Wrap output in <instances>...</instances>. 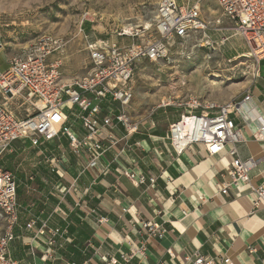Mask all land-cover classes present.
Returning a JSON list of instances; mask_svg holds the SVG:
<instances>
[{
  "label": "crops",
  "instance_id": "obj_1",
  "mask_svg": "<svg viewBox=\"0 0 264 264\" xmlns=\"http://www.w3.org/2000/svg\"><path fill=\"white\" fill-rule=\"evenodd\" d=\"M211 32V38H219ZM234 53L235 58L244 54ZM7 67L0 48V72ZM259 71L242 97L249 90L253 102L244 119H236L245 138L236 146L239 157L258 161L251 175L254 186L264 183V141L257 138L264 127V61ZM66 113L68 125L83 136L79 109L70 106ZM179 117L165 125L157 117L140 121L138 132L128 138L119 126L113 135L121 143L95 169L86 168L87 158L75 155L65 136L42 139L40 148L29 140L15 142L0 159V166L13 173L17 183L18 221L9 246L11 259L19 264H106L145 243L146 256L131 264H186L184 257L195 252L227 256L234 264H261L264 209L252 213L254 197L246 186L232 189L228 196L220 193L221 175L232 167V146L215 157L199 146L178 156L168 140V127ZM124 170L145 176L147 183L134 186ZM78 201L108 222L99 224L96 216H87ZM147 221L162 226L163 238H147L141 231ZM31 222L33 229L27 227ZM44 224L59 231L55 247L47 246V237L36 236Z\"/></svg>",
  "mask_w": 264,
  "mask_h": 264
},
{
  "label": "built area",
  "instance_id": "obj_2",
  "mask_svg": "<svg viewBox=\"0 0 264 264\" xmlns=\"http://www.w3.org/2000/svg\"><path fill=\"white\" fill-rule=\"evenodd\" d=\"M212 1L218 4L223 16L234 28L222 27L221 19L207 22L199 5L160 0L155 13L154 40L146 45L124 47L103 41L88 42L90 72L72 85L63 81V41L54 36L38 38L0 72V159L15 142L29 140L34 147L40 148L42 139L49 142L65 136L73 153L87 158L86 168H97L105 154L121 143L122 140L113 135L119 126L125 130V138L139 130L140 122L133 120L129 113L134 98L131 82L138 63L166 61L171 49L180 42L202 46L197 43L200 36L209 45L212 41L208 34L210 30L219 34L221 45L227 44L234 36L241 37L248 50L246 56L252 60V80L259 78V66L264 61V0ZM54 54L58 55L56 59L52 58ZM252 102L253 97L248 90L240 102L220 105L205 102L197 96H187L168 101L163 107L182 110L179 120L168 127V140L178 156L199 146L209 157H215L232 146L229 149L233 158L232 167L228 174L221 175L220 193L228 196L232 189L246 186L254 197L252 213H255L264 209V183L252 185L251 175L258 161L254 158L242 160L236 149L245 141L236 119H244ZM70 106L79 109L78 119L83 136L68 125L66 109ZM257 138L264 141V127L258 131ZM123 175L136 187L144 186L148 181L133 170H124ZM226 177L229 179L226 180ZM149 181L155 183V179ZM77 205L87 216H96L99 224L108 222L84 202L78 201ZM17 221L16 177L0 166V264H19L11 259L9 251L15 239L13 228ZM34 226L35 222H31L27 227L33 229ZM141 231L148 239L164 236L162 226L154 221L142 223ZM58 233V230H48L44 224L37 230L36 236L47 237V246L51 248L57 245ZM146 251L144 243L140 248L123 254L121 260L110 258L106 264H131L134 258L145 257ZM168 253L174 258L171 251ZM184 262L234 264L227 256L212 258L199 252L186 255ZM261 264H264V258Z\"/></svg>",
  "mask_w": 264,
  "mask_h": 264
},
{
  "label": "rangeland",
  "instance_id": "obj_3",
  "mask_svg": "<svg viewBox=\"0 0 264 264\" xmlns=\"http://www.w3.org/2000/svg\"><path fill=\"white\" fill-rule=\"evenodd\" d=\"M159 1L0 0V48L4 61L9 66L12 59L22 55L41 36L58 37L64 43L63 81L72 85L90 72L88 42L103 41L124 47L146 45L154 40ZM177 1L199 5L207 22L221 19L222 27L234 28L215 1ZM149 21L152 28L145 32L143 29ZM125 28L132 29L131 34H126ZM202 38L197 39L202 46L177 43L166 61L138 63L131 82L134 98L129 113L133 120L149 121L157 117L165 125L182 110L163 107L164 104L187 96L220 105L242 100L253 70L252 60L246 56L248 50L243 49L244 41L234 36L221 45L220 38L213 37L207 45ZM236 50L244 54L235 58L231 54H236ZM57 57V54L52 56ZM215 74L221 80L212 86L209 79Z\"/></svg>",
  "mask_w": 264,
  "mask_h": 264
},
{
  "label": "bare ground",
  "instance_id": "obj_4",
  "mask_svg": "<svg viewBox=\"0 0 264 264\" xmlns=\"http://www.w3.org/2000/svg\"><path fill=\"white\" fill-rule=\"evenodd\" d=\"M150 22V21H149ZM152 21L150 23H146L143 31L147 32L152 28ZM126 34H131L132 29L130 28H125ZM221 80V77L217 74H215L212 78L209 79V83L212 86H216L218 84V81Z\"/></svg>",
  "mask_w": 264,
  "mask_h": 264
}]
</instances>
